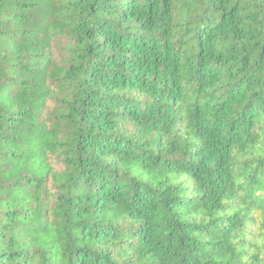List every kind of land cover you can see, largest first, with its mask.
Here are the masks:
<instances>
[{
  "label": "trees",
  "instance_id": "obj_1",
  "mask_svg": "<svg viewBox=\"0 0 264 264\" xmlns=\"http://www.w3.org/2000/svg\"><path fill=\"white\" fill-rule=\"evenodd\" d=\"M0 264H264V0H0Z\"/></svg>",
  "mask_w": 264,
  "mask_h": 264
},
{
  "label": "rangeland",
  "instance_id": "obj_2",
  "mask_svg": "<svg viewBox=\"0 0 264 264\" xmlns=\"http://www.w3.org/2000/svg\"><path fill=\"white\" fill-rule=\"evenodd\" d=\"M53 56H54V59H58L59 58V51H58V49H56L54 52H53ZM49 104V108H53L54 107V103H53V101H52V103L51 102H49L48 103ZM54 165V168L56 169V170H58L60 167L58 166V165H56V164H53Z\"/></svg>",
  "mask_w": 264,
  "mask_h": 264
}]
</instances>
